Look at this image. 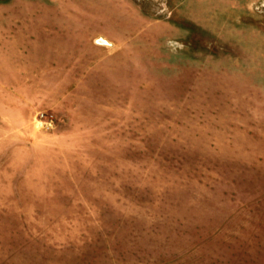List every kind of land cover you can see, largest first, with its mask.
Masks as SVG:
<instances>
[{
	"label": "rangeland",
	"instance_id": "obj_1",
	"mask_svg": "<svg viewBox=\"0 0 264 264\" xmlns=\"http://www.w3.org/2000/svg\"><path fill=\"white\" fill-rule=\"evenodd\" d=\"M0 264H264V0H0Z\"/></svg>",
	"mask_w": 264,
	"mask_h": 264
}]
</instances>
